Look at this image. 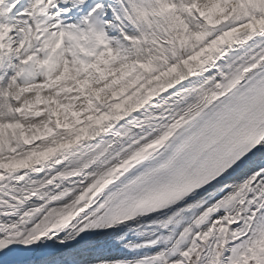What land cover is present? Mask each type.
I'll return each mask as SVG.
<instances>
[{
    "label": "snow or ice",
    "instance_id": "obj_1",
    "mask_svg": "<svg viewBox=\"0 0 264 264\" xmlns=\"http://www.w3.org/2000/svg\"><path fill=\"white\" fill-rule=\"evenodd\" d=\"M0 264H264V0H0Z\"/></svg>",
    "mask_w": 264,
    "mask_h": 264
}]
</instances>
